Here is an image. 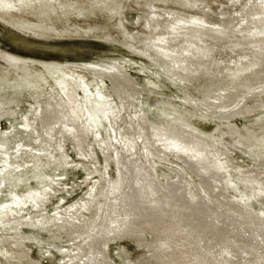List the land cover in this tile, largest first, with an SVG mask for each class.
I'll use <instances>...</instances> for the list:
<instances>
[{"label":"bare ground","instance_id":"6f19581e","mask_svg":"<svg viewBox=\"0 0 264 264\" xmlns=\"http://www.w3.org/2000/svg\"><path fill=\"white\" fill-rule=\"evenodd\" d=\"M88 1L92 2V0H87L85 3L89 5L94 4ZM20 3L27 5L22 0H0V7H3L1 8V12L14 11ZM246 25L249 26L246 27ZM145 29L156 32L158 27L156 25H147ZM256 29L264 32V0L253 11L249 9V20L242 21L236 30H227L222 26L207 24L206 21L199 17L187 19L182 16H172L166 20L162 28L150 39L148 45L152 46L153 54L158 58L157 60L161 59L160 61H164L163 64L166 62L167 66H165L169 67L172 73L177 72L180 83L190 85L191 82L197 79L215 82L213 90L209 91L211 97L201 96L202 98L198 100H196L197 98H192L191 95H188V97L191 103H208L209 107L220 109V111L216 110L218 111V117L229 118L235 117L236 114L245 115L251 111L264 112V92L261 90L264 86V33L257 35ZM207 36L213 40L209 45L215 50L211 59L203 60L200 53L204 45L201 43L205 41L204 39ZM216 49H220V53L222 52L220 57L216 56ZM153 58L155 59V57ZM196 61L200 62L194 63ZM26 63L29 64V62ZM26 63L23 64L26 65ZM194 65L198 66V68L194 67ZM70 68H74V70L75 68H79V70L87 72L91 76V81L86 82L76 74L74 78H69L71 79V87L67 88L68 82L66 84L61 83L63 88H65L64 85H67L66 91L64 90L65 93H58L56 90H53V92L59 94H57L59 98L56 102H50L51 104L53 103V107L43 109L41 107L38 109L44 114L43 119L39 122L45 133L44 138H41V134L38 135L39 139L35 136L37 133H40L35 130L36 126H34L38 118H35V121L32 123L34 133L28 130V121L34 120V117L37 116L36 113L39 114V111L36 112L34 108L28 111L21 109L22 112L19 109H14V107H7L9 109L8 112H18L20 114L16 117L17 121L9 122V125L12 127L11 130H14L15 133L18 131L26 139L20 141L14 134L5 131L1 133L0 131V135H3L0 141V185H4L7 182L5 177L8 176V187L10 189V191L4 192L0 188V264H40L39 260H34L29 255L30 252L26 249L25 244L30 246H34L35 244L34 247L36 248L37 246L40 259H44L42 255L48 258V248L52 246V248L56 249L55 254L58 252V255H62V260H59L61 264H92L94 254L101 252L95 246V241L99 240L98 236L104 230H108V226L114 217L112 210L118 209L123 211L125 207H128V209L122 216H118V218L128 223L132 231H136L128 241L135 246L138 253L137 257H134L130 252H121L125 258L123 260L127 264H195L197 259L203 258H207V260L202 262V264H212L213 254H217L222 245L229 246L235 253L247 250L250 258L255 259L257 257L259 260L264 261V213H255L244 207V209L239 208L236 210L234 209V201L230 200L228 196H224L226 184H229L227 180L228 175L227 173L225 174L226 166L221 159V153L219 155L218 151L213 152L206 147L205 143H201L205 140V136L199 135L197 129L190 127L175 116V119L178 121L172 119V117L165 125L166 129L155 130L154 127L156 126L148 124L140 111L129 112L126 102L124 103V97L126 98V96L122 97V94L125 91L132 90L133 83L130 81L131 78L129 80L128 76L126 78L124 73L120 71L123 69L119 70L121 67L115 65H94L84 68L68 66L65 71ZM35 70L40 71L42 76L45 74L44 70L39 68V66ZM104 70H108V72L104 73ZM197 71L198 73H196ZM169 75L170 72H168ZM191 75L193 77H190ZM105 81H109L112 86H115L116 89L113 93L119 100V105L111 99L112 94L110 95L108 92ZM15 83L9 84L13 85L12 90H10L12 94L15 91L17 94L21 91V93H24L30 87L37 85L39 88L44 87V90L49 91L43 82H41L43 83L42 85L40 83L36 84L33 81L30 87H27L28 84L25 86L24 82L20 85H15ZM56 84L57 82L54 85ZM74 85L77 87L78 85H82V96L79 93H75L77 88ZM58 89L57 91H59ZM134 90L136 91L135 88ZM197 91L199 90L194 92ZM53 92L49 94L52 95ZM136 92L138 93V90ZM17 94L16 100L19 98ZM43 95H45L44 92ZM49 98L51 97L49 96ZM8 99H10V96ZM22 100L25 99L22 98ZM238 102L242 103L235 108L232 107V109L229 108L230 110H225L226 112L224 113L223 109H227L234 104L236 105ZM191 103L185 100L182 104L186 108H192L196 112L202 110L198 109L197 106H192ZM246 103H248V106H245ZM8 104L11 103L8 102ZM21 104L24 103L22 102ZM174 108L176 109V107ZM82 116L87 121V129L91 135V140H93V144L88 143L86 146H83L81 143V131L78 126V123H80L78 119ZM116 134L119 135L121 140H130V146L133 144L135 148L137 146L143 147L146 151L151 146L149 147L145 143V140L149 141L152 136L158 143V146L154 144L158 149L156 152H152L151 149V151L148 150L151 159L156 160L161 157L164 159V157L168 156L180 161L187 170L195 173L200 181L201 190L207 193V200L199 198L201 197V194H199L200 190L196 188L194 183L188 184L193 195H190L187 190L178 189L173 184L174 179L168 180L167 178H163V181L165 180L164 186L172 198H175L174 196L178 198L179 196L186 195L192 198L194 206L199 207L201 204L204 205L207 209L204 210L206 216L202 217V219L200 218L197 222L198 235H204L206 226H212L214 225L212 223H215L216 226L212 227L215 238L213 236L208 241L200 240L196 245L191 243V238L195 235L194 232L187 231L185 236V239H187L185 246L187 248L184 251L181 241L177 240L173 242L175 236H180L181 234L179 233V228L183 229L182 222L176 215H173L175 219L171 218L170 207L166 202L159 200L161 195L159 194V190L152 185V181L149 182L140 176L146 173L147 169H150L149 172L152 177H156L153 175L155 173H152L154 171L152 170V165L154 164L150 163L153 160L149 162L147 161L148 159L146 160L147 169L145 166L137 163L136 160L138 159L134 157L137 152L131 151L134 149H132L133 146L129 152L123 151L121 149L123 146L120 148V141ZM61 135L68 137L60 139ZM163 135H166L167 138L163 139ZM189 136L199 139L193 150L183 149L177 143L179 140L177 137H181L180 139L182 140H188L190 139ZM170 139L172 140L170 141ZM62 140L69 142L75 156L83 161V163H71L72 159H68L64 150L59 146ZM127 140L125 141L127 142ZM145 145L148 147L146 148ZM94 150L101 155L105 166L102 167L98 163L95 154H93ZM142 151L141 153H143ZM127 153L129 154L127 155ZM130 155H133L134 158H131ZM149 155L148 158L150 159ZM42 163H45V165H42ZM50 163L54 165L53 171L46 175V172L44 174L43 171L46 167L50 166ZM109 165L113 166V170L116 173L117 179L115 184H107L102 178V169L107 170ZM79 166H81L82 172L86 174L81 183L85 184L86 189L92 195L87 196L85 202L81 200L79 203L71 206L70 210H63L64 207L61 202L59 205L56 204L54 216L45 212V208L49 206L48 204L53 199L49 198V196L52 195V190L55 187L58 188L57 192L60 193L59 196L67 195V190L71 188H63V181L67 178L66 172L67 170L76 172ZM21 170L25 173L29 170L39 172L37 174L39 176L33 179L35 190H31L32 195L29 193V190H26V194L22 197L15 195L23 183L22 176L24 173L21 174ZM236 172L240 175H251L250 179H253V182L258 184V186L251 190L250 184L246 181L238 180L239 184H243L245 189H248L247 193L251 195L252 199L264 197V184L256 180L255 176L258 174V171L255 168H240ZM122 173L128 176V180L123 178ZM175 177L178 181H185L182 175L176 174ZM194 190L198 191L197 194L193 192ZM93 197L96 198L93 199ZM137 197L140 199L141 206L138 203L133 205ZM221 198H226L227 204H224ZM243 199L246 203H249L251 200V198L250 200L248 198L247 200ZM148 200L157 202V205L154 207L144 206L145 201ZM212 200L217 204H214ZM125 201L131 203L132 206L126 205ZM213 205L216 206L214 207ZM211 207L216 209L209 214L208 212L211 211ZM142 208H148L149 212H146L150 214L145 216ZM24 228L29 229L28 234V231L24 232L23 230L22 232ZM43 237H46L51 243H44L43 241L46 242V240H43ZM32 242L34 243L33 245L30 244ZM56 245L59 247H56ZM210 254L212 255L209 256ZM160 257L163 263L157 260ZM105 263L107 262L105 261Z\"/></svg>","mask_w":264,"mask_h":264},{"label":"rangeland","instance_id":"374dc122","mask_svg":"<svg viewBox=\"0 0 264 264\" xmlns=\"http://www.w3.org/2000/svg\"><path fill=\"white\" fill-rule=\"evenodd\" d=\"M22 1L26 2L27 5L20 3L16 10L11 12H1V8L3 7H0L1 133L4 131L7 133L10 132L14 134L20 141L26 139V137L20 134L18 131H16L17 133H15L14 130H11L12 127L11 125H9V122L17 121L16 117H18L20 114H18V112H8L9 109L7 107H14V109L16 108L20 111H22L21 109L28 111L29 109L35 108L36 112L39 111L38 109L41 107L42 109L52 108L53 103L51 104L50 102H56L59 98L58 93H65L64 90L66 91L67 88L71 87L70 82L71 79L74 78V75L77 74L86 82L91 81V76L87 72L79 70V68H75V70L77 71H75L74 68L68 69L71 71H65L68 66H78L84 68L94 65H115L117 67H121L119 68V70L123 69L120 71L124 73V76L126 78L127 76L128 79L131 78V80H129L131 81V83H133L132 90L125 91L126 93L124 92L122 94V97H124V95L126 96V98L124 97V103L126 102V107L129 112L140 111L141 114L145 117L148 124L156 126L154 127L155 130H160L163 128L166 129L165 125L169 120H171L172 117V119H175L176 117L177 119L185 122L190 127L197 129L199 135L201 134L205 136V140L201 143H205L206 147L209 150L213 152L218 151L219 155L220 153L222 154L221 159L226 166L225 174L227 173V180L229 182V184H226V188L224 189L226 192L224 196H228L230 200L234 201V209L237 210L244 207L247 210H251L255 213H264V197L252 199L251 195H248L247 193L248 189H245L244 185L239 184L238 182L240 180L246 181L248 184H250L251 190L258 186V184L253 182V179H250L251 175H240L236 172L237 169L240 168H255L256 171H258V174L255 176L256 180L259 182L261 181V183L264 184V112L251 111L245 115L236 114L235 117H218V111L216 110L220 111V109H213L209 107L208 103H191L188 95H191L194 99L197 98L196 100L206 96L211 97L210 92L213 90L216 83L205 79H197L195 80L196 82L193 81L190 85L180 83V79H178L179 75L177 74V72H173L176 75L173 74L169 67H166V62L165 64H163L164 61H160L161 59L157 60L158 58L153 54L151 48L152 46L148 45L150 39L158 32L159 29L162 28V26L166 23V20L172 16H182L183 18L187 19L191 17H199L206 21L207 24L222 26L227 30H236L242 21L249 20V9H252V11L256 9L262 0L88 1L89 3H94L93 5L86 4L85 2H87V0ZM229 3L230 5H228ZM161 11L164 12L162 13ZM147 25H156L158 27V30L156 32L148 31L147 29H145ZM248 26L249 25H246V27ZM260 33L262 34L264 32L257 30V35ZM206 38L204 39L205 41L201 43L204 46L202 52L200 53L201 55L199 54L202 57L201 59L203 60L211 59L214 55L213 51L215 50L210 47L211 45H209V43L213 41L211 37L207 36ZM215 53L217 54V57H220L222 52L220 53V49H216ZM153 57H155L156 61ZM26 62H29V64H27ZM199 62L200 61H196L194 63ZM23 63H26V65H24ZM36 65L44 70L45 74H43V76L41 75L40 71L35 70L37 67ZM194 67L198 68V66L195 65ZM105 72H108V70H104V73ZM168 72H170L171 77L170 75L168 76ZM196 73H198V71ZM190 77L193 76L191 75ZM33 81L36 84L40 83L43 85L44 83L49 91L44 90V87L39 88L38 85L35 87L33 86L34 88L30 87V84ZM12 82H16L15 85H20L24 82L25 86L28 84L27 87L29 86L30 89L28 91H24V93H21V91L17 94V92L15 91V93L12 94L10 93V90H12L13 85H9ZM56 82L57 84L54 85ZM61 83H67L68 86L64 85L65 88H63ZM105 83L106 87L108 88V92L110 93V95L112 94L111 99L119 105L120 102L113 93L116 89L115 86H112L111 82L109 81H105ZM74 87L77 88L75 90V93H79L82 96V85H78V87L74 85ZM134 88L136 89V91L138 90V93L134 90ZM57 89L59 91H57ZM195 89L199 91L194 92L196 91ZM53 90H56V92L58 93L53 92ZM261 90H263L264 92V86ZM42 91L45 95H43ZM51 92H53V96L50 95ZM16 94L17 97L19 96L17 100L15 99ZM9 96L10 99H8ZM44 96H47L48 98H45ZM49 96L52 99L49 98ZM22 98L25 100H22ZM184 99L187 100L188 103H191L192 106H197L198 109H202L204 111L201 113L202 110L200 112H196L192 108H186V106L182 104L183 101H185ZM46 100L47 102H45ZM8 102H10L12 105L8 104ZM20 102H23L25 105L21 104ZM241 103L238 102L236 105L234 104L229 106L227 109H223L224 113L226 112L225 110H230L229 108L232 109V107L235 108ZM245 106H248V103H246ZM174 107H176V109ZM208 113H210L209 115L211 116H209ZM36 115L37 116L34 117V120L28 121V130L31 131V133H34L32 123L35 121V118H38V121L36 124L34 123V126H36L35 130L40 133H37L35 136H37L39 139L38 135L41 134V138H44L45 133L42 130L43 127L39 125V122L43 119L42 117L44 114H42L40 110L39 114L36 113ZM163 116H165V118H163ZM78 120L80 121V123H78V126L79 130L81 131L80 138L82 139V145L86 146L88 143L93 144V140H91V135L87 129L88 124L87 121H85V117L82 116ZM116 136L120 141H118L120 148L121 146H123V148H121L123 151L129 152V150H131V147L133 146L132 149H134L131 151H135V153L137 152V154H135L134 156L135 159H138L136 160L137 163L145 166L146 169L147 161L149 162L150 160H153L150 161V163L152 162V164H154H151L153 166L152 170L154 171H151L152 173H155L153 175H155L156 177H152L149 172L150 169H147L146 173L141 174L140 176H142V178L149 182L152 181V185L157 188V190H159V194L161 195L159 197V200H162L168 204L171 209V218H173V215H176L178 219L181 220L183 229L179 228V233L181 234L180 236L176 235L173 242L177 240L181 241L184 251L187 248V246H185L187 241V239H185L187 231L194 232L195 235L191 238V243L196 245L200 240L208 241L209 239L213 238V236L215 238L214 231H212V227L216 226L215 223H212L214 224L212 226H206L207 228L204 235H198L199 230L197 228V222L200 218L202 219V217L206 216L204 210L207 209L204 207V205L201 204L199 207L194 206L192 198L186 195L179 196L178 198L174 196L175 198H172V196L169 195V193L166 191V187L164 186L165 180L163 181V178H167L168 180L174 179L173 184H175L178 189L187 190L190 195H193L188 184L191 185L192 183H194L196 188L200 190L199 194H201V197L199 198L207 200V193L204 190H201L202 187L200 185V181L195 173L187 170V168L180 161H177L176 159L168 156L164 157V159L163 157L156 160L151 159V155H149L150 153H148V150L151 149L152 152H156L158 149V143L152 136L149 140L150 142L145 140V143L149 147L151 146L150 148H147L148 146L146 147L145 145L147 151L143 147L137 146V148H135V145L133 144H131L130 146V140L125 139L127 140L126 142L125 140H121L118 134H116ZM67 137L68 136L61 135L60 139H66ZM163 137V139L167 138L166 135H163ZM1 138H3V135H0V141ZM177 138L179 139L177 142L178 145L183 149L193 150L199 142L198 138H194L192 136H189L190 139L188 140H182L180 139L181 137ZM153 140H155V142H153ZM171 140L172 139H170V141ZM154 144H156L157 146H154ZM127 145L130 146V148H128ZM59 146L64 150L65 154L67 155L66 157H68V159H72V164L83 163V161L79 160L75 156V153L73 152L69 142L62 140ZM139 149L141 150L139 151ZM141 151L145 155L141 153ZM93 154H95L98 163L102 167L105 166L104 160L101 155L95 150L93 151ZM128 154L129 153H127V155ZM142 155L146 156L147 158ZM148 155L150 156V159L148 158ZM134 157L133 155L131 156V158ZM42 165H45V163H42ZM53 166L54 165L50 163V166L46 167V169L43 171L44 174L45 172L46 175L51 173L53 171ZM154 166L155 169L157 168L156 170L154 169ZM20 173H24L22 176L23 183L19 190H17L15 195L22 197L28 190L32 195L33 193L31 192V190H35V188L33 187V179H35L36 176H39L37 175L39 174V172H35V170H29L25 173L23 170H21ZM176 174L182 175L185 181H178V179L175 177ZM85 176L86 174L82 172L81 166L78 167L76 172L67 170V178L63 181V188L66 187L71 189L67 190L68 193L66 196H59L60 193L57 192L58 188L55 187V189L52 190V195L49 196V198H53L52 200L54 201V205L53 201L51 200L48 204L49 206H47L44 211L54 216L56 209L55 207H57L60 202L61 204H63V210H70L71 206L79 203L81 200L85 202L86 197L92 195V193L86 189L85 184L81 183L82 179H84ZM102 178L106 181L107 184H115L117 177L112 165H109L107 167V170L102 169ZM123 178L125 180H128V176L125 174H123ZM5 180H7V182H5L4 185L1 184L0 188L2 189V191L7 192L10 191L8 187L9 177H5ZM195 191L196 190H194L193 192L197 194L198 191ZM242 197L245 198V200H247V198L248 200H250L251 198V200L250 202L248 201L249 203H246L244 202V199ZM95 198L93 197V199ZM48 199L46 200L48 201ZM59 199H61V201H59ZM221 200L224 204H227L226 198H221ZM145 202L146 203H144V206L154 207L157 205V202H151V200ZM212 202L214 204H217L213 200ZM124 203L128 206L131 205V203H127V201H125ZM137 203L141 206L139 197L135 199L133 205ZM213 206L215 207L216 205ZM214 207H211V211L209 210L210 212H208L209 214L216 209ZM127 209L128 207H125L123 211H120L118 209L112 210V212L114 213V217L112 218V222L108 226V230H104V232H102L98 236L99 240L95 241V246H97L102 253L98 252L94 254L95 259L93 258L91 262L92 264H127L123 260L125 258L121 254V252L123 251L130 252L134 257H137V249L130 241H128L129 238H131L132 235L136 233V231H132L131 226L128 225V223H126L125 221L123 222V219L118 218V216H122V214L126 212ZM148 210V208H142V211L144 212L143 214L145 216L150 214L146 212ZM129 213L131 212L129 211ZM195 223L196 225H194ZM23 230L24 232L28 231L27 234L29 233V229L24 228L22 229V232ZM43 240H46V242L43 241L44 243L50 242V240H48L46 237ZM30 244L33 245L34 243L32 242ZM34 246L25 244L26 249H28V251L30 252L29 255L34 260H39L40 264H61V261L59 260H62V255H58V252L55 254L54 252H56V249L52 248V246H49L48 248V258H46L45 256L43 257L42 255V258L44 259L39 258L37 246L36 248ZM56 247L59 246L56 245ZM211 255L212 254H210L209 256ZM212 257H214L212 264H264V261L259 260L257 257L255 259L250 258L247 250L240 253H235L233 249L227 245L220 246L217 254H213ZM157 260L163 263L161 257ZM206 260L207 258L197 259L195 261V264H202V262ZM105 261L107 263H105Z\"/></svg>","mask_w":264,"mask_h":264}]
</instances>
